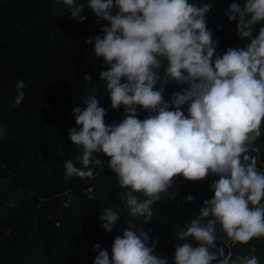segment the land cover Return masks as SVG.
<instances>
[{
    "label": "clouds",
    "instance_id": "obj_1",
    "mask_svg": "<svg viewBox=\"0 0 264 264\" xmlns=\"http://www.w3.org/2000/svg\"><path fill=\"white\" fill-rule=\"evenodd\" d=\"M63 3L72 18L83 22L86 17L79 16L83 6L78 0ZM114 5L118 12L112 15ZM88 7L110 22V27L102 28L103 37H90L85 43L94 41V54L108 65L99 78L106 83L111 107L123 105L126 116L118 125H106V109L92 95L85 100L86 107L73 108L79 128H70L68 139L82 149V164L102 167L94 153L108 157L120 188L128 189L120 198L130 215L144 217V223L152 220L153 203L177 175L189 181L218 176L211 185L213 196L203 202L199 217L186 229L175 230L180 241L198 242L176 245L175 264H259L255 255L233 258L224 247L211 249L218 239L217 224L234 244L264 238V173L257 169L258 157L249 154L264 120V26L253 34L254 26L264 21V0L230 4L227 19L235 20L239 36L250 42L243 48L229 47L215 58L217 42L205 21L211 4L89 0ZM164 59L167 66L161 79ZM90 79L85 75L86 81ZM169 79L189 84L187 90L171 96L175 110H168L163 88H155ZM24 88V82L17 81L14 105L23 102ZM186 102L187 116L180 110ZM136 106L155 115L138 119ZM63 167L67 177H94L90 168L83 171L70 159ZM133 193L146 198L140 200ZM193 199L186 197L188 202ZM99 219L105 232H111L119 213L105 208ZM93 247L98 250L93 264H167L154 254L155 241L149 246L147 233L137 234L133 225L114 239L111 260L99 244Z\"/></svg>",
    "mask_w": 264,
    "mask_h": 264
},
{
    "label": "trees",
    "instance_id": "obj_2",
    "mask_svg": "<svg viewBox=\"0 0 264 264\" xmlns=\"http://www.w3.org/2000/svg\"><path fill=\"white\" fill-rule=\"evenodd\" d=\"M78 2L83 6L79 16L86 17L79 23L77 18L71 17L63 0H0V130L3 133L0 135V178L9 179L6 186L11 191L21 187L28 191L30 186L25 182L23 173L35 175L37 168L49 161L53 174H61L64 162L69 159L83 171L90 168L94 173L91 179L74 175L66 177V180L64 176L52 180L46 187L30 190L33 195L20 201L19 207L4 208L0 205V264H19L23 260L34 261L33 264H71L70 260L64 263L65 254L57 251L58 246L68 242L84 245L92 237H122L123 229L130 225L134 226L137 234L141 230L146 232L149 246L155 241L154 254L170 263L174 260L176 245L187 242L197 246L198 242L191 238L180 241L175 230L178 227L186 229L193 219L199 217L203 202L213 196L211 185L219 177L211 175L201 181H189L177 175L166 192L160 194L162 203L159 200L153 203L152 220L144 223V217L130 215L125 201L120 198V194L128 189L120 188L115 173L108 167V157L96 152L94 157L103 166L93 163L85 168L79 159L82 149L68 139V130L79 128L75 124L73 108L86 107L85 100L92 95L99 106L106 109L104 121L108 126L118 125L125 118L126 111L123 105L117 109L111 107L106 83L99 78V73L108 70V65L102 57L94 54V41L85 43L90 37H103L102 28L110 27V22L95 16L88 7L89 0ZM243 2L218 0L205 14L207 29L211 31L213 41L217 42L214 58L223 55L229 47L243 48L250 42L248 38L239 36L236 21H229L225 15L230 4ZM117 12L118 8L114 5L110 14ZM261 26H264V21L254 26V35ZM166 66L164 59L161 79ZM85 75L90 76V81L85 80ZM21 80L25 84V95L23 102L16 106L12 101L17 94L16 83ZM124 82L122 79L121 83ZM188 87L187 83L170 79L155 85L156 89L163 88L162 95L169 104L168 110H175L171 104L173 93ZM188 104L180 106L186 116ZM136 110L137 118L141 120L149 114L155 115L139 106ZM37 119L42 120L34 126L29 139L32 143L29 144L22 137V128ZM260 131L262 135L255 140L249 154L258 157L257 169L264 173V120ZM37 150H41L39 159L34 157L38 156ZM66 182L74 195L94 189L100 196L106 194L108 202L97 210L90 208L86 200H78L76 214L69 211L61 225L56 227L54 222L45 218L44 211L48 209V198L52 196L49 191H59ZM174 187L180 188L182 193ZM3 188H0V193ZM133 195L140 200L146 198L142 193ZM189 195L194 197L190 202L186 201ZM174 197L180 200H172ZM155 203L161 207L156 208ZM105 208L119 213L120 228L112 233L105 232L101 227L103 222L99 217ZM202 222L206 223V219ZM216 234L218 239L211 251L224 247L226 254L231 253L233 258L253 254L258 257L259 264H264V238H254L247 244H234L223 234L219 224ZM38 247L46 252L44 258L33 256L32 249Z\"/></svg>",
    "mask_w": 264,
    "mask_h": 264
},
{
    "label": "rangeland",
    "instance_id": "obj_3",
    "mask_svg": "<svg viewBox=\"0 0 264 264\" xmlns=\"http://www.w3.org/2000/svg\"><path fill=\"white\" fill-rule=\"evenodd\" d=\"M217 1L218 0H189V3L193 2L194 4L201 5V6H203L204 4H211L210 9H212L213 6L217 3ZM41 120L37 119L36 121L32 123H27L24 125V127L22 128V131H23L22 137L26 141H29L31 137V132L33 131L34 126L38 122L40 123ZM31 143L32 142L29 141V144ZM36 152L38 153V156L34 155V157L35 159H39L41 150H37ZM61 176H64L66 180L67 176L65 174V170H62L61 174L54 175L53 167H49V161H47L45 165L38 167L35 175H28V174L25 175L23 173V177L26 178L25 182L27 183V185L30 186L29 187L30 190H34L39 187H46L48 184L52 182V180H55V179L58 180L60 179ZM209 177H211V175L208 176L207 179ZM8 180L9 179L0 178V188L2 189L4 187L3 190H1L0 195H2L3 193L6 194L0 197V205L4 208H10L14 206L19 207L20 201L25 199L27 196L33 195L34 192H31L30 190L25 191L23 187L18 188L16 191H11L9 187L6 186ZM174 188L175 190L181 191L182 193V190L180 188L178 187H174ZM49 194L52 195L51 196L52 199H50L51 197L48 198L49 207L47 210L45 208L44 216L47 220L54 222V226L56 227L61 225V222L66 218L69 211L70 213L74 211L76 214V212L78 211L77 209H79L76 206V202H78V200L79 201L83 199L86 200L87 203H90V208H94V209H97L98 207L100 208L103 205H105L106 202H108L107 201L108 197L106 194L100 196V194L97 193L94 189H88L87 191L82 192L81 195H74L71 192V187L68 182H66L59 189V191L55 192L51 190L49 191ZM38 198L40 200H43L41 199V197H38ZM176 199H179V198H175V197L172 198V200L174 201H176ZM159 202L162 203V199H159ZM155 207L159 208L161 207V205L159 203L158 204L155 203ZM121 222L123 223V220ZM118 228H120L119 221L117 222L116 225L113 226L112 231L108 233H112L114 232L115 229L117 230ZM115 238L116 237H113L112 235H108L107 239L92 237L91 239H89L90 241H87V243H85L84 245H79V242L77 244L76 243L73 244V242L63 243L61 246H58L59 248L57 249V251H59V253L61 254H65L64 258L65 257L66 258L64 259V263L70 260L72 261L71 264H93L95 257L98 255V250H94L93 246L96 244H99L101 249H104L108 252L109 259L111 260V255H112L111 247H112V243ZM32 250H34L33 256L38 259L44 258L46 256V252H43L42 249L39 247L36 249H32ZM35 254L39 255V257L35 256ZM61 258H63V256ZM33 263L34 261L29 262L28 260H23V261H20L19 264H33ZM173 263H174V260H172L170 263H167V264H173Z\"/></svg>",
    "mask_w": 264,
    "mask_h": 264
},
{
    "label": "built area",
    "instance_id": "obj_4",
    "mask_svg": "<svg viewBox=\"0 0 264 264\" xmlns=\"http://www.w3.org/2000/svg\"><path fill=\"white\" fill-rule=\"evenodd\" d=\"M253 254L245 255V256H252Z\"/></svg>",
    "mask_w": 264,
    "mask_h": 264
}]
</instances>
